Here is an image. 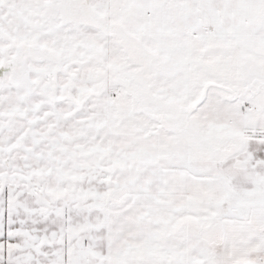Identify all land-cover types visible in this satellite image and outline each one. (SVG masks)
Returning a JSON list of instances; mask_svg holds the SVG:
<instances>
[{
    "label": "snow or ice",
    "instance_id": "obj_1",
    "mask_svg": "<svg viewBox=\"0 0 264 264\" xmlns=\"http://www.w3.org/2000/svg\"><path fill=\"white\" fill-rule=\"evenodd\" d=\"M0 264H264V0H0Z\"/></svg>",
    "mask_w": 264,
    "mask_h": 264
}]
</instances>
